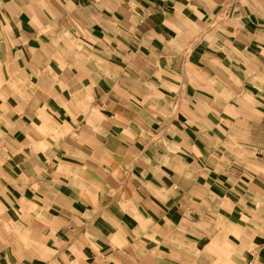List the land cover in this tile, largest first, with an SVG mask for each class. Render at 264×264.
Here are the masks:
<instances>
[{"label": "crops", "instance_id": "1", "mask_svg": "<svg viewBox=\"0 0 264 264\" xmlns=\"http://www.w3.org/2000/svg\"><path fill=\"white\" fill-rule=\"evenodd\" d=\"M0 264H264V0H0Z\"/></svg>", "mask_w": 264, "mask_h": 264}]
</instances>
